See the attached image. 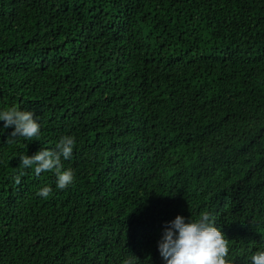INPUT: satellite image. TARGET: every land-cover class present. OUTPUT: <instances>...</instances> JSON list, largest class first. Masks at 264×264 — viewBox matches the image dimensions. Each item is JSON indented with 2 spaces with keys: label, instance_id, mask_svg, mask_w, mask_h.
I'll list each match as a JSON object with an SVG mask.
<instances>
[{
  "label": "trees",
  "instance_id": "trees-1",
  "mask_svg": "<svg viewBox=\"0 0 264 264\" xmlns=\"http://www.w3.org/2000/svg\"><path fill=\"white\" fill-rule=\"evenodd\" d=\"M10 107L40 134L0 121V264H166L165 228L201 213L232 264L264 250V0H0ZM63 136L61 190L20 157Z\"/></svg>",
  "mask_w": 264,
  "mask_h": 264
},
{
  "label": "clouds",
  "instance_id": "clouds-1",
  "mask_svg": "<svg viewBox=\"0 0 264 264\" xmlns=\"http://www.w3.org/2000/svg\"><path fill=\"white\" fill-rule=\"evenodd\" d=\"M0 121L4 128L14 126L12 137L21 136L33 140L40 134V124L33 119L30 111H21L18 107H10L0 111ZM75 145L72 136H63L55 146V150L41 149L32 156L20 157L21 168H32L39 176L41 173L53 172L56 176V187L65 189L75 179L71 169L63 170L62 160L71 158ZM23 172L12 179L15 185L21 184ZM51 188L43 187L37 193L47 199ZM158 250L166 264H232L228 259L229 242L224 234L213 225L208 213H201L194 221L185 223L182 216L170 222L165 228L162 239L158 242ZM250 264H264V250H255L249 256Z\"/></svg>",
  "mask_w": 264,
  "mask_h": 264
}]
</instances>
